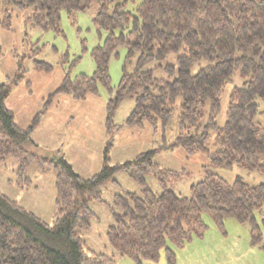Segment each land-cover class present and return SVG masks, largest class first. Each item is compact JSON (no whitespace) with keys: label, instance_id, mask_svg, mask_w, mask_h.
Here are the masks:
<instances>
[{"label":"trees","instance_id":"trees-1","mask_svg":"<svg viewBox=\"0 0 264 264\" xmlns=\"http://www.w3.org/2000/svg\"><path fill=\"white\" fill-rule=\"evenodd\" d=\"M129 1L0 0L3 29L12 27L14 10L30 9L34 26L58 31L62 10L73 14L97 5L94 21L108 31L104 45L92 51L97 69L93 75L80 74L75 79L67 74L54 94L85 100L98 95L100 84L113 92L109 62L119 48L127 49L123 76L107 104L111 142L101 170L85 178L64 156L47 164L39 161L41 169L52 167L56 176L53 224L0 191V264H117L115 253L142 264L159 261L163 249L168 264H176L174 248L184 247L207 231L204 212L220 231L225 232L226 219L233 217L250 226L253 242L262 240L256 214L264 211V183L253 185L241 178L229 182L208 172L186 197L171 188L179 174L155 160L158 148L117 164L110 163L109 152L120 127L114 122L116 111L124 99L133 98L128 125L143 127L147 122L155 130L161 128L166 140L177 114L178 135L166 144L170 149L204 153L213 167L238 165L264 175V128L255 120L256 100L264 99V0H142L138 15L120 8ZM116 29L122 30L119 35ZM171 53L178 54L177 64L162 67L160 62ZM202 62L207 65L193 73V67ZM37 67L48 70L52 65L39 63ZM158 67L173 79L157 78L154 69ZM235 75L243 85L234 87L227 120L221 126L217 121L221 94ZM20 77L23 74L16 81ZM12 89L11 83L0 82V162L13 155L24 169L37 158L25 145H37L32 134L40 115L26 128L18 125L6 104ZM208 102V120L203 123ZM47 109L45 103L43 113ZM120 171L127 172L141 190L115 195L113 222L107 231L114 253L107 255L89 249L82 233L92 227L96 216L91 202L102 200L107 183L119 185L115 175ZM150 174L157 178L159 192L148 185Z\"/></svg>","mask_w":264,"mask_h":264},{"label":"rangeland","instance_id":"rangeland-1","mask_svg":"<svg viewBox=\"0 0 264 264\" xmlns=\"http://www.w3.org/2000/svg\"><path fill=\"white\" fill-rule=\"evenodd\" d=\"M141 1L130 0L120 8L131 10L134 15H138L137 5ZM31 11L14 10L12 27L0 28V82L13 85L6 104L14 111L18 125L26 128L38 114L40 115L39 124L32 134L37 145H25L27 152L35 154L38 159L32 160L24 169L21 161L13 155L0 162V191L17 200L44 221L53 224L57 217L56 176L52 167L45 165L48 169H41L39 161L40 164L41 161L47 164L64 156L76 172L85 178L92 177L101 170L104 151L111 142L106 127L107 104L114 96L123 76L127 49L119 48L118 53L113 54L109 62L113 92L100 84L98 95L91 94L85 100H77L64 93L54 94L67 74L72 79L80 74H94L97 65L92 51L95 47L104 45L108 31L94 21L97 14L96 4L85 11L80 10L73 14L62 10L58 31L34 26L29 20ZM121 31L116 29L115 34L119 35ZM177 56V53L169 54L160 62L162 67L168 63L176 65ZM39 63L51 64L52 68L40 69L37 67ZM157 63L159 62L153 63L152 67ZM206 65L207 62L196 64L193 73ZM162 67L154 69L155 76L172 80L173 78ZM20 74H23V77L16 81ZM241 85L243 80L235 75L223 89L221 110L217 118L221 126L227 120L231 93L235 86ZM256 102L259 103V108L255 120L264 128V99H257ZM45 103L48 109L43 113ZM134 106L133 98L124 99L114 116V122L120 127L114 133L109 152L111 164L123 163L142 152L158 148L155 160L162 167L178 172V178L173 179L170 186L176 193L186 197L191 194V186L202 180L208 172L218 173L229 182L241 178L253 185L264 183V175L259 171H249L238 165L213 167L210 158L204 153L189 154L182 148L170 149L166 144L178 135L177 114L174 115L172 127L167 131L166 140L161 128L155 130L147 122L143 127L128 125L127 119ZM209 110L208 102L204 107L203 123L208 120ZM115 178L119 185L114 182L107 183L102 190V200L91 202L96 216L92 219V227L82 233L89 249L107 255L114 253L107 231L113 222L115 195L141 190L140 185L125 171L117 172ZM147 182L154 191L161 190L154 175H148ZM256 217L262 232V240L251 243L258 252V257H253V263L264 264V255L258 249L264 253V211L258 212ZM230 218L239 224L237 225L239 229L234 232L231 228L232 221H227L228 240H232L231 242L238 240L242 247L248 244L250 246L252 240L250 226L238 222L233 217ZM203 219L209 228L205 233L210 235L215 232L214 223L207 212L203 213ZM208 239L210 240L206 245L201 246L199 250L202 254L216 251L210 244L217 239L210 237ZM161 253H165V249ZM115 254L117 264L135 263L128 256Z\"/></svg>","mask_w":264,"mask_h":264},{"label":"crops","instance_id":"crops-1","mask_svg":"<svg viewBox=\"0 0 264 264\" xmlns=\"http://www.w3.org/2000/svg\"><path fill=\"white\" fill-rule=\"evenodd\" d=\"M227 221H232L231 228L235 232L239 229L237 225H239L235 220L231 218H227L225 221V232L220 231L219 228L216 227L214 224L215 232H212L210 235L206 233L198 238H194L192 241L188 242L182 248H174L177 263L176 264H254L253 257H258V252L256 248L253 247L251 244L253 242V235L252 240L249 244L245 247L241 246V242L237 240V242H231L232 240H228L229 233H228V224ZM237 223V224H236ZM209 230V228H208ZM227 231V232H226ZM248 230H246V233ZM227 234L228 236H225ZM207 236V237H206ZM214 238L217 239L214 243L210 244L212 249L216 251L210 253H200L201 246L206 245V243L210 240L208 239ZM218 242V243H216ZM259 249V252L263 253L262 250ZM185 256V259H184ZM133 264H137L136 262ZM142 264H168L165 253H161V258L159 261H151V260H144Z\"/></svg>","mask_w":264,"mask_h":264}]
</instances>
